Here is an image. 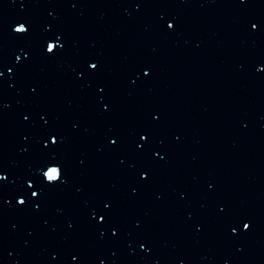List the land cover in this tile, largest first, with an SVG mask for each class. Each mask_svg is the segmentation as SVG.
<instances>
[{
  "label": "water",
  "instance_id": "obj_1",
  "mask_svg": "<svg viewBox=\"0 0 264 264\" xmlns=\"http://www.w3.org/2000/svg\"><path fill=\"white\" fill-rule=\"evenodd\" d=\"M140 2L176 264H264V0Z\"/></svg>",
  "mask_w": 264,
  "mask_h": 264
},
{
  "label": "snow or ice",
  "instance_id": "obj_2",
  "mask_svg": "<svg viewBox=\"0 0 264 264\" xmlns=\"http://www.w3.org/2000/svg\"><path fill=\"white\" fill-rule=\"evenodd\" d=\"M139 6L140 5L138 4L137 7H139ZM250 26H251L252 29H255V30H259V28H260L259 22H252ZM166 27L169 28V29H174L175 28V24L170 19L167 22ZM14 31L16 33H27L28 32V28L26 27V24L25 23L18 22L15 25ZM64 47H65L64 44H60L59 47H57V45L54 44V43L46 42L45 51H46L47 54H51V55L54 56L58 52L62 51L64 49ZM28 55H29L28 52H25L24 53V56L25 57H27ZM16 59H17V61H19L21 59V57L20 56H17ZM98 67H99L98 62H94V63H91L90 64V68L92 70H94V71L95 70H98ZM7 71L9 73H12L14 71V69L12 67H9L7 69ZM143 72H144V74L146 76L151 74V70L148 67H145L143 69ZM3 75H4V72L3 71H0V77H2ZM81 75H83V74H81ZM101 91H103V89H101ZM109 107L110 106L108 104H104V108L105 109H108ZM25 119H28V117H25ZM58 136H59L58 133L50 134V140H51V144L52 145H56L58 143ZM141 138L146 143L149 140L150 137L147 134L141 133ZM44 143H45V145H48L49 144V140L48 139H45ZM111 143L113 145H116L118 143V138L111 139ZM140 147L143 148L144 145L141 144ZM157 155H159V153H157ZM42 173H43V177H45V176L47 177V180L46 181L49 182V184L51 186H53V187L57 186L61 182H64V180H65L64 170H62V168H60V167H55V166L49 167L46 172H44L43 169H42ZM142 176H143L144 179H148L149 176H150V172L148 170H143L142 171ZM7 179H8V175L2 169H0V182L6 181ZM27 186H28L29 189H35V187H36V185L33 183V180L32 179H29L27 181ZM40 194L41 193L38 192V191H35V190L32 191V195L33 196L38 197ZM18 204H19V206H22V207L23 206H26L27 201H26V199H25V197L23 195H21V196L18 197ZM106 207H111V205H106ZM106 219H107L106 215H100L99 216V220L101 222H106ZM251 227H252V225H251V222L250 221L243 222V228L245 230L250 231L251 230ZM117 231L118 230L116 228H113V233H116ZM232 231L233 232H236L237 229L236 228H233ZM145 246L146 245L141 244V247H145ZM73 259H77V257H73Z\"/></svg>",
  "mask_w": 264,
  "mask_h": 264
}]
</instances>
